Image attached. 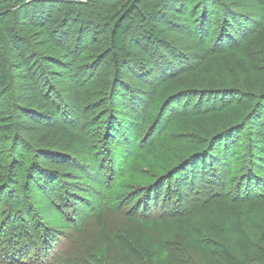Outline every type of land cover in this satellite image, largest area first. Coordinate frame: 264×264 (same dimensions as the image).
Returning <instances> with one entry per match:
<instances>
[{
    "label": "trees",
    "instance_id": "trees-1",
    "mask_svg": "<svg viewBox=\"0 0 264 264\" xmlns=\"http://www.w3.org/2000/svg\"><path fill=\"white\" fill-rule=\"evenodd\" d=\"M170 1L171 4L169 0L166 3L170 15L167 20L157 18L155 11L147 13L143 0H125L106 19L100 39L89 36L88 28L85 29L86 24L81 19L77 29L74 25H69L68 21L58 20L53 11L48 13L40 6V0L23 4L20 1L13 6L1 8L0 39L4 46H0V101L11 95L7 107L0 104V119L4 120L2 125L7 127L8 132L20 133L42 145L44 149L40 156L45 155L52 159L54 165L62 162L64 172L75 174L76 166H83L84 163L96 166L100 157L96 158L92 153L94 144L88 135L78 129V125L93 86L90 83L93 80L91 74L86 78L83 75L92 71L94 64H90L91 62L96 63L103 57H95L91 52L95 45L102 43V55L109 56L113 65L112 85L117 80L121 81L122 75L125 76L124 68L130 66L132 55L140 59L143 66L148 67L149 74L143 73L147 78H139L132 71L129 75L126 72V76H132L136 82L148 87L149 92L153 88L150 82L157 77L160 80L159 86H164L167 92L172 93L163 104L159 115L158 136L149 146L154 149L156 144H161L168 159L173 152L179 155L181 152L188 153L186 159L169 173L173 179L181 176V185L184 186L191 176L194 177L201 171L198 169H205L203 176H210L207 170L211 162L219 166L224 159L230 162V159L240 157L248 162V156L252 157L249 168L253 173L263 174L264 68H259L247 51L252 50L253 55H264V0ZM76 3L78 6L89 4ZM72 9L68 10L67 15L74 11ZM136 17L151 23L148 32L157 43L152 50L148 49L139 36H131L130 29ZM214 27L217 30L212 33ZM173 38H186V41L192 42L191 53H187L179 61L168 60L165 56L169 49L163 43L166 39ZM240 56L243 60L244 76L238 84L229 78V74L230 68L237 64ZM216 67L221 75H218ZM155 70L157 74L153 72ZM158 90L157 88L154 92ZM113 94V109L127 123L123 125V131L126 128L127 131L133 130L132 133H140L144 129L140 123L141 120L148 119L147 112H142L139 120L133 111L138 110L144 101L135 96L130 101L128 94L121 90L114 91ZM102 115L105 118L107 113ZM111 125L109 131L104 133L105 137L109 136L108 132L110 135L113 132L117 134V128L114 124ZM173 129L178 133L167 138L165 133ZM125 133L126 141L133 143L134 138L130 136L132 133ZM244 137L247 149L245 154L239 151L240 141ZM21 143L19 152H16L20 165L10 172L7 179L17 190L24 185L27 163V153ZM61 171L56 170L53 165L38 162L31 177L38 173L39 178H29L30 188L46 204L48 188L57 190L59 181L66 187L68 198L61 195L58 199L50 195V202L55 203L53 208L58 205L62 207L65 202L74 206L72 199L77 198L76 189L79 190L77 187L69 190L67 185H70V176ZM253 173H248V177L246 175L243 179L237 178V184L229 192L233 197L219 202L228 220L235 223L232 230L235 235L232 241V257L229 260L233 263L238 261L235 256L249 257L256 249V243L242 225L240 214L243 200L264 195V179L261 182L254 180ZM95 176L92 175V178L98 181L99 172ZM206 179L212 184H225L215 178ZM198 180L192 178L189 185H193L195 189ZM149 188L152 190L151 194L154 193L155 188ZM149 188L144 190L145 194ZM159 188L158 185L156 190ZM8 189L9 184L0 182V201L8 195ZM17 198L22 207L19 210L25 212L23 209L27 205L21 193ZM157 208L158 206L151 209ZM72 209L78 208L75 205ZM37 216L38 239L33 238L36 230H28L31 236L24 229L26 224L19 222L10 225L13 228L11 232L0 231V248L3 252L6 249L10 253L13 261L24 263L23 259L28 258L32 251H36L40 257L50 256L54 244L49 235L51 231L44 224L41 214ZM181 223L188 230L185 222ZM150 224L155 222L151 221ZM101 225L105 232L102 221ZM255 226L261 233V242L264 243V219H258ZM147 237L142 229L123 228L118 233L122 246L142 259L151 256L145 249ZM167 260V264H183L173 254H169Z\"/></svg>",
    "mask_w": 264,
    "mask_h": 264
},
{
    "label": "rangeland",
    "instance_id": "rangeland-1",
    "mask_svg": "<svg viewBox=\"0 0 264 264\" xmlns=\"http://www.w3.org/2000/svg\"><path fill=\"white\" fill-rule=\"evenodd\" d=\"M20 1L22 4L31 2V0H0V9L13 6ZM124 1L40 0L39 4L48 13L53 11L58 20L68 21L69 25H74L75 29L79 27V19H81L86 24L85 29L88 28L89 36L100 39L103 36L100 32L105 28L106 19ZM76 2H82V4L89 2V4L78 6ZM143 2L147 13L155 11L157 18L169 20L170 15L167 11L169 6L166 5L168 0H143ZM170 2L172 3L169 0V4ZM70 7L74 11L67 15ZM150 27L149 21H141L139 17H136L130 32L131 36H139L148 49L152 50L157 43L149 35ZM216 30L214 27L212 33ZM163 44L169 49L165 55L168 60L179 61L184 55L191 53L192 42L186 41V38L166 39ZM0 46L1 48L4 46L1 39ZM91 52L95 57H103H100L96 63L91 62L90 64H94L92 71L83 75V78H86L91 74L93 80H90V83L93 86L89 91L91 97L86 100L80 114L78 129L88 135L94 144L92 153L96 158L100 157L96 161V166L92 167L90 163H84L83 166H76L75 174L64 172L65 167L62 162L54 160L58 162L54 165L52 159L45 155L40 156L44 149L42 145L25 138L20 133L8 132L7 127L2 125L4 120L0 119V182L9 184L8 195L0 201V224H2L0 231L11 232L13 228L10 225L19 222L26 224L25 231L36 230L33 238L38 239L37 214H41L44 224L52 232L49 233L51 240L54 241L49 257L45 258L43 255L40 257L36 251H32L28 258L23 259L24 263L13 261L10 259V253L6 249L3 252L0 248V264H13V262L14 264H167L169 254H173L183 264H237L238 261L240 264H263L264 243L261 242V233L256 228L255 222L258 219H264V195L249 197L242 202L243 208L240 211L242 225L256 243V249L249 257L235 256L237 263L229 261L232 257V241L235 238L232 232L235 223L228 220L219 205L221 200L233 197L229 192L233 191L237 178L243 179L248 177V173H253L249 168L252 157L248 156V162L241 157L230 159V162L224 159L219 166L211 162L207 170L210 176H206V173H204L206 177L203 176L205 169L201 168L194 177L189 178L186 185H181L182 177L173 179L172 174L169 175V173L186 159L188 153L181 152L179 155L173 152L168 159L164 155V147L161 144H156L154 149L149 146L150 142L158 136L159 115L163 104L168 101L172 93L167 92L164 86H159L160 80L157 77L150 82L153 88L152 92H149L148 87L136 82L132 76H126V72L129 75L132 71L139 78H147L142 75L143 73L149 74L148 67L143 66L142 61L132 55H130L131 64L124 68L125 76L121 77L124 81L117 80L112 85L113 65L109 56L102 55L104 52L102 43L95 45ZM247 52L259 68H264L263 54L253 55L252 50L249 49ZM242 62L240 56L237 64L230 68L229 78L234 79L238 84L244 76ZM215 69L218 75H221L219 68ZM153 72L157 74V70ZM157 88L159 90L154 92ZM117 90L125 91L130 101L134 100L133 96L144 101L138 110L133 109L139 120H141L142 112H147L148 119L141 120L140 126L144 129L140 133H132L133 130L127 131L126 128L123 131V125L127 123L113 109V93ZM10 96L3 97L0 104L7 107ZM54 99L58 100L56 97ZM104 112L107 116L102 118ZM111 124L117 128L115 132L117 134L113 132L110 135L108 132L109 136L105 137L104 133L109 131ZM125 131L132 133L130 136L134 138L132 141L134 144L128 142L129 140L126 141ZM177 133L173 129L166 132L165 136L171 138ZM146 136L147 139H145ZM19 143L23 145L27 153V163L23 178L24 185L17 190L7 179L10 172L20 165L16 155V152H19ZM244 143L245 137L240 141L239 147V151L245 154L247 149ZM38 162L53 165L56 170L69 174L71 185H67L69 190L73 187L79 188V190L76 189L77 198L72 199L74 206L65 202L62 207L58 205L53 208L55 203L50 202V195L58 199L61 195H64V198L69 196L68 190L60 184V181L57 190L47 189V204L41 201V198L30 188L29 180L39 178L38 173L31 177ZM93 171L95 173H92ZM90 172L94 177L99 172V180H94ZM253 174L254 180L261 182V179H264V173ZM210 177L220 183L223 181L225 184H212L206 179ZM192 178L195 181L199 179L195 189L193 185H189ZM158 185L160 188L156 190ZM149 187L155 188L154 193L151 194L152 190ZM148 188L150 190L145 194L144 190ZM20 193L27 205L23 209L25 212L19 210L22 208L17 198ZM75 205L78 209H72ZM156 206H158L157 210L151 209ZM100 220L106 228L105 232L101 228ZM151 221L155 224H150ZM181 222H185L188 230ZM123 228L144 230L148 236L145 249L151 256L142 259L124 248L118 239V233ZM29 231L28 234L32 236Z\"/></svg>",
    "mask_w": 264,
    "mask_h": 264
}]
</instances>
